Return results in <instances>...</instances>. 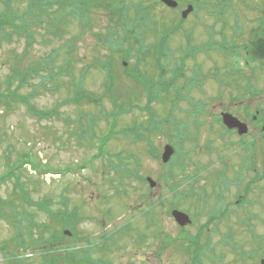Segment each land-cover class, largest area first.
<instances>
[{
	"label": "rangeland",
	"instance_id": "1",
	"mask_svg": "<svg viewBox=\"0 0 264 264\" xmlns=\"http://www.w3.org/2000/svg\"><path fill=\"white\" fill-rule=\"evenodd\" d=\"M133 1L150 8L144 48L141 49L140 55L136 54L137 50L134 46L130 55L126 57L119 51H109L102 43L96 41L92 32L104 36L106 29L116 20V15L110 16L105 9L97 6L91 11L90 27L84 29L82 34H79L81 27L78 22L70 18L68 23L59 24L56 30L53 26H41V24L32 27L33 37L30 43L26 38L16 35L11 39H0L1 94L9 93L6 90L7 80L13 74V69L18 66L21 73L32 70L53 50L59 49L54 60L55 64H60L63 58H68L72 64L67 76L59 77L57 80L51 77L49 67L46 71H38L42 77L37 76V73L34 75L32 71L27 75L26 82L18 93L12 95L13 99L0 100V176L6 173L9 167L17 164L25 151L31 152L32 158L39 167L62 171L59 174L40 175L32 171L28 165H24L21 171L17 172L19 178L17 185L14 179L0 182V198L3 200V211L0 212V245L6 244L10 247L9 251L17 250L14 251V255L18 253L17 256L24 259L25 264H40L42 255L40 249L21 248V245L28 246L34 239L29 234L35 231L33 225L26 224V220L29 219L25 218L24 212L30 213L33 216L31 222L39 227L53 230L58 234L65 229L74 233V238L63 233L61 243L64 249L67 246L83 248L85 245L86 258L77 264L188 262L190 250L185 246L187 243L184 244L178 239L181 230L168 211L172 208L171 200L176 198L180 209L187 210L190 215L195 216V225L185 227L183 230L188 235H197L198 227L204 223L211 211L214 197L208 200L201 199L199 195L198 198L199 190L196 184L188 181L192 173V162L201 156L199 145L203 139L204 129L208 128L204 126L207 119L205 113L208 111L218 114L220 111H226L237 116L244 114L246 107L250 113H255L257 109L260 111L262 109L264 113V93L245 98L241 89H225L226 81L230 76L227 77L225 73L227 68L220 66V62L217 63L216 68H213L217 95L222 93L220 98L209 101L208 98L215 94L214 91L210 95L211 90L206 89L208 93L200 95L195 89L189 90L185 87V81L192 76L196 64L197 56L191 57L197 47L196 38L200 40V47L206 49L209 35L212 34L210 24H214L218 31L216 40L224 41L226 38V41H229L228 26L224 24L225 18L228 17L226 12L218 17L215 16L221 20L214 22L212 19L214 16L210 14V10L214 7L197 4L198 0H178L179 5L175 9L165 7L159 0ZM188 1L199 9L189 15L184 22L179 23L182 21L179 10L185 8ZM208 1L216 3L217 0ZM233 1L234 7L239 10V17L257 16L254 7L259 0H246L247 3L252 4V9H246L239 0ZM25 5L26 0L18 2L20 11ZM128 13L133 15L130 6ZM166 26L171 27L172 31L175 30L166 45V51L156 53L154 46L149 54L142 58L143 61L137 63L138 70L149 77L152 95H157L161 100L164 98L162 101L155 99L148 101L147 92L142 85L126 73L123 67L134 70L135 62L142 56L147 43L156 44L158 35ZM120 31L119 27L118 35ZM205 37L207 40L202 41ZM70 45L72 48L67 54L66 48ZM126 47H128L127 42L123 49L125 50ZM218 51L226 53L225 50ZM202 54L211 57V52ZM155 56L160 63H156ZM107 59L110 60L112 72V82L109 85H105L106 78L96 67V64L103 66ZM216 61L221 60L216 58ZM210 64L209 62L203 65ZM233 68H228V71L233 73ZM236 69L239 71L242 68ZM181 72L183 75H180ZM70 76H74L76 82H81L98 101L60 105L58 102L71 95L72 88L68 84ZM237 77L238 75H233V79ZM39 81H41L39 86L33 89L32 85ZM207 82L212 84L211 80ZM263 86L264 82L258 83L257 89H262ZM29 93L32 96L30 102L35 108L40 111H52L57 107L61 118L39 120L31 116L19 101L20 97ZM183 93L186 94L185 98L182 96ZM111 94L118 99V103L128 108V111L117 116L110 132L107 122L114 111L110 101ZM130 105L135 107L130 110ZM101 112L105 113L101 114ZM84 114L96 118L91 129L86 125L88 123ZM131 121L138 126L141 125L140 131L150 138L148 144L143 139L133 141L119 133V129L127 128ZM136 125L134 124L135 127ZM102 136H109L102 148V152L107 154L93 158L99 152V139ZM131 136L130 134V138ZM210 137L206 136L207 139ZM170 142L177 149L178 156L174 162L180 161L178 165L183 166L187 164L188 177L180 176L181 172L176 170L177 165L173 164L174 162L169 166L161 162L163 146ZM153 148L155 152L151 155L149 152ZM87 160H92V168L87 166L81 169L80 173L67 170L68 167L76 168ZM235 161L236 157L232 156L228 163ZM127 169L134 170L136 175L126 177ZM169 169L176 175L172 179L165 180ZM120 176L125 178L121 180ZM147 176L156 182L153 189L145 181ZM177 177L181 178L177 179ZM176 186L178 190L174 193L172 188ZM205 188L206 193H209L210 186L206 185ZM235 191L234 186L228 187L224 196L226 202L235 199ZM216 193L220 192L216 190ZM181 194L184 197H180ZM200 194H205V190H201ZM161 196L164 197V203L153 206L150 222L152 224H148V220L140 210L146 208V200L155 203ZM23 197L34 202H48L47 207L53 210L55 217L36 207H29ZM248 201L252 202L247 203L248 212L255 215L254 218L249 217L255 224L253 235L236 227L235 220H233L234 226H230L232 232H226L222 225L219 226L217 233H209L206 236L207 233L202 231L199 244L202 245L208 238L211 242H216L212 246L206 245L202 257L203 264H255L259 262V257L264 258V182L260 191L248 195ZM67 213V219L75 224L71 229L62 227L61 224ZM235 213L239 215L245 212L237 210ZM49 233L46 232L44 237L47 238ZM34 235L38 234L34 233ZM222 241H231L229 244L231 248L236 249L235 253L228 246L222 245L220 243ZM62 252L59 255L63 254ZM7 253L10 252L0 251V264H8L9 256L12 254L6 255Z\"/></svg>",
	"mask_w": 264,
	"mask_h": 264
},
{
	"label": "trees",
	"instance_id": "2",
	"mask_svg": "<svg viewBox=\"0 0 264 264\" xmlns=\"http://www.w3.org/2000/svg\"><path fill=\"white\" fill-rule=\"evenodd\" d=\"M21 2L22 0H0V39H11L14 35L21 36L26 38L28 43L32 41V31L31 28L34 26H37L41 24V26H48V27H54L55 30L57 29L59 24H65L70 21V18L74 19L78 22V24L81 27L80 33L82 34L84 29L90 27L92 16L91 11L92 9L97 6L105 9L108 14L116 15L115 22L111 23V26L106 29V34L102 36L100 33H94L92 32V35L96 38V41L102 43L106 48H108L109 51L115 52L119 51L120 53L125 54L126 57H128L132 50V46H134L137 50L136 54H141L142 50L144 48V41H145V35L147 31L148 26V20H149V10L150 8L147 6H142L140 4L135 3L133 0H26V5L23 10L20 11L18 8V2ZM205 4L208 5L209 3L212 4V2H209L208 0H198L197 4ZM217 4L214 5L216 7V14L221 15L222 10L224 6H221L224 4V1L217 0ZM129 6L133 10V15H129L128 9ZM120 27V35H118V28ZM175 31V30H174ZM173 31V32H174ZM172 32V34H173ZM166 34V36L164 35ZM78 37V36H77ZM76 37V38H77ZM171 38V34L167 33L166 31L160 32L158 35V38L156 39V44H150L147 43L144 52L142 53V56L137 58L135 62L134 70L131 69L128 72V74L135 78L144 88L145 92H147L148 101H151L152 99H155L157 101L161 100L158 99V96H153L151 91V85L149 82V77L144 76L140 70L137 68V63L139 61H143V57L147 54H149V51L152 47L156 46L155 52L158 53L161 50H165L166 43ZM127 42L128 47L126 49H123L124 44ZM189 46V45H188ZM72 46L66 48V53L71 50ZM59 49L53 50L50 54L47 56H44L37 64L36 67L32 70L25 71L21 73L19 71V67L17 66L15 69H13V74L8 78L7 80V94H1L0 93V100L2 99H13L12 95H16L18 93V90L22 87L23 83L26 82L27 75L32 73L34 71V75L39 77H42L38 71H46L47 67L51 70V77L53 80H57L59 77H65L72 69V64L68 58H63L62 62L60 64H55L54 60L58 53ZM171 55V54H170ZM182 57L185 58L184 55ZM181 57V59H182ZM157 56H155V59ZM105 69L103 70L100 66L96 64V67H98L101 71L103 70L105 73L107 72V80L106 83L112 82V77L110 71L107 69L108 65L110 64V60H106L105 62ZM54 70V72H52ZM108 70V71H107ZM180 75H183V72L180 73ZM14 80L16 82L14 83ZM190 79H187L186 84H188ZM192 82L194 83V77L192 79ZM41 81L38 83H35L32 85L33 89H35ZM69 86L72 88L71 95L68 96L66 99H64L60 103V105H69V104H78L80 102H96V98H94L93 94L91 92H88L81 82H76L74 80V76L69 77ZM109 85V84H108ZM108 89V86H107ZM34 91V90H32ZM178 94V92H177ZM20 96V95H19ZM31 93L20 97L19 101L25 106L26 111L31 114V116L36 117L39 120L42 119H51L56 117L57 119L61 118V114H59V108L55 107L52 111H40L37 108L34 107V105L30 102L31 99ZM103 97V96H102ZM164 99V98H163ZM162 99V100H163ZM118 99L111 94L110 95V101L111 104L114 106V111L111 113L110 117L111 119L108 120V130L111 132L114 127V121L117 119L118 115H122L128 111V108H125L123 104L118 103ZM161 100V101H162ZM5 102V101H2ZM131 107V106H129ZM135 107V105H133ZM171 107V105L169 106ZM149 112L150 109H149ZM105 112H101L103 114ZM84 117H86L87 126L91 129L94 126V122L96 118L95 116L90 114H84ZM144 123V122H143ZM129 126H126L127 128H121L119 129V133L123 134V137H127L130 140H137V139H143L146 144L150 142L149 136L146 137L145 134H143L140 131L141 125H136L133 121L129 123ZM136 125V127L134 126ZM152 125V124H151ZM110 134V133H109ZM130 134L132 135L130 138ZM144 136V138H142ZM109 136H102L99 139L100 142V149L103 148L105 145V142L107 141ZM148 152V151H147ZM155 152V149L151 152H149L151 155ZM101 154V153H100ZM105 155L107 153H104ZM185 155V153H184ZM175 161V160H174ZM174 161H172L169 165H171ZM180 161H176L173 164H176V170L178 172H181L183 174L187 168L186 166H183L181 164L178 165ZM88 164H91V160H87V162L77 165L76 168L79 170L87 167ZM24 165H28L32 170L38 172L39 174L43 173H49L51 171H55V173H60L62 171L53 169V168H41L37 165L34 158H32V154L30 151H25L21 155V159L12 167H9L7 172L5 174H2L0 176V182L4 181L5 179L12 180L14 179L15 184L17 185L19 183V178L17 175V172L21 171L22 167ZM168 165V166H169ZM72 169V170H71ZM67 170L75 171L76 169H73L72 167H68ZM136 172L134 170H126V177H132L135 176ZM176 173L173 172V170L169 169L166 172V178H171ZM123 177L120 176V179L123 180ZM25 201L28 203L33 204L38 209H41L45 213L50 214L51 217H55L53 210H49L47 207L48 202H31L29 199L23 197ZM3 200L0 198V212L3 211L2 202ZM6 202V200H4ZM50 203V202H49ZM149 203V201L147 202ZM149 209V207L147 208ZM66 210V209H63ZM60 211V210H57ZM55 211V212H57ZM69 211V210H67ZM148 215V214H147ZM25 218L29 219L26 220V224H29L30 226H34L35 231L31 232L29 235L30 237L34 238L32 239L28 246L21 245V248L23 250H26L27 248H30L31 250H38L40 249V264H77L78 262H82L86 258V250L85 245L82 247H71L67 246L65 249L63 248V244L61 243V237H63V233L58 234L53 230L45 229L44 227H39L35 223L31 222L33 220V216L28 213L24 212ZM68 213L66 214L63 222H61L62 227H67L71 229L74 227V223H72L70 220L67 219ZM149 216V215H148ZM50 232L49 236L47 238L44 237V234L46 232ZM34 233H37L38 235L35 236ZM251 236L253 235L250 231ZM72 237H75V234L73 233ZM33 247V248H32ZM10 247L6 246V244L3 245V243L0 245V251L7 252L9 251ZM64 249V250H63ZM200 248H194V253L191 256V261L188 264H193L194 262L198 261L200 259L201 254ZM63 251L61 255L59 253ZM232 252L235 253L236 249L232 248ZM57 253L58 255H54ZM9 256L10 260L8 264H25V260L20 258L17 255H14V250H12L10 253H7L6 255ZM92 257V253H91ZM243 258V257H242ZM28 264V263H26ZM259 264V263H255Z\"/></svg>",
	"mask_w": 264,
	"mask_h": 264
},
{
	"label": "flooded vegetation",
	"instance_id": "3",
	"mask_svg": "<svg viewBox=\"0 0 264 264\" xmlns=\"http://www.w3.org/2000/svg\"><path fill=\"white\" fill-rule=\"evenodd\" d=\"M240 3L245 7L247 5L246 0H241ZM256 3L254 9L257 11V16L253 17L231 15L233 9L236 8L230 5V15L225 18L230 38L229 41H226L225 38L222 43L225 49L216 48L217 30L214 24H210L212 34L209 35V44L206 49L200 47V40H197L198 37L196 38L197 47L191 55L197 56L194 65L196 82L192 88L196 89L200 95L206 93V89L211 90L210 95L214 91L215 94L208 98L209 101L222 96V93L217 95L218 92L214 85H217V82L213 78L215 73L213 68H216L218 62L227 70L234 67L233 73L228 72L227 77L230 76V78L226 81L225 89H242L245 98L248 97V89H256L257 95L260 94V91H264V86L262 89H257V84L264 82V1L260 2L259 0ZM235 11L239 12V10ZM212 19L216 22L215 17ZM205 40L207 37L202 41ZM218 50H225L226 53ZM203 52H211V57L202 54ZM216 58L224 62L216 61ZM209 62L210 65H203ZM236 68L242 69L237 71ZM233 75H238V77L233 79ZM208 80H211L212 84H208ZM222 112L226 111H220L218 114L205 113L208 119V124L205 126L208 128L204 129L203 139L199 145V155L201 156L194 161L192 167L196 188L199 190L198 198L199 195L201 199L208 200L214 197V201L211 202V211L204 223L198 227L197 234H201L202 231L205 234L217 233L221 225L226 229V232H232L230 226L234 225L240 227V230H244V232L252 231L255 228V224L249 218H254L255 215L248 212L247 203H252L248 201V195L260 191L264 182V114L256 111L255 113L245 112L237 115L236 117L248 127L246 134L238 135L237 130L227 129L221 123ZM202 113L204 114V112ZM206 136L211 137L207 139ZM231 148L235 149L234 151L239 150V152L236 161L228 163L232 157L228 155ZM206 185L210 186L209 193H206ZM230 185L236 189L235 199L226 202L224 196ZM201 190H205V194H200ZM216 190L220 193L217 194ZM237 210L245 213L236 215L235 211ZM190 217L192 219L191 224L185 227L195 225V216L190 215ZM257 217L258 215H256ZM233 220L236 222L234 225ZM202 244L212 246L216 242H211L208 238Z\"/></svg>",
	"mask_w": 264,
	"mask_h": 264
},
{
	"label": "water",
	"instance_id": "4",
	"mask_svg": "<svg viewBox=\"0 0 264 264\" xmlns=\"http://www.w3.org/2000/svg\"><path fill=\"white\" fill-rule=\"evenodd\" d=\"M161 1L169 7H176L177 5V3L174 0H161ZM191 11H192V6L188 5L186 10L182 12V17L185 18L187 14ZM223 122L224 124H226L228 128H236L240 134L245 133L247 130L246 125L242 124L240 121H238L235 117H233L230 114L223 115ZM173 151L174 149L172 148V146L166 145L164 147V151L162 154V162L166 163L173 154ZM147 180L150 183V186H154L155 182L152 179L147 178ZM172 214L180 225H185L187 223H190V219L185 213L179 211H173ZM64 233L70 235V232L68 231H65ZM261 264H264V259L261 260Z\"/></svg>",
	"mask_w": 264,
	"mask_h": 264
}]
</instances>
